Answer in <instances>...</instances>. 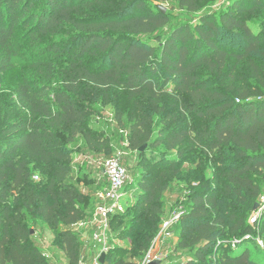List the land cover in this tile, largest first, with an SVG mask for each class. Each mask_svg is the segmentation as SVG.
I'll return each mask as SVG.
<instances>
[{"label": "trees", "instance_id": "trees-1", "mask_svg": "<svg viewBox=\"0 0 264 264\" xmlns=\"http://www.w3.org/2000/svg\"><path fill=\"white\" fill-rule=\"evenodd\" d=\"M35 2L0 0V76L27 66L5 89L3 104L0 95V202L12 196L19 204L13 213L2 208L0 264H46L29 242L26 213L59 229L65 257L79 264L80 244L69 227L93 210L87 215L80 206L86 195L66 183L69 145L80 137L88 150L110 157V142L91 123L90 104L112 102L122 125L118 95L127 101L128 147L139 161L163 165L142 171L128 190L127 207L145 222L129 250L112 242L130 236L133 226L119 235L116 220L123 215L110 216L103 264H135L148 250L174 179L189 188L174 222L177 247L188 254L179 264H264L244 239L254 228L249 218L264 180V29H252V10L235 1L160 37L170 17L151 3L196 12L203 0ZM223 34L237 36L242 46L233 50ZM240 63L245 70L235 74ZM192 154L193 168L182 170L181 159ZM31 164L47 174L42 189L32 181ZM257 226L264 231V214Z\"/></svg>", "mask_w": 264, "mask_h": 264}, {"label": "rangeland", "instance_id": "rangeland-1", "mask_svg": "<svg viewBox=\"0 0 264 264\" xmlns=\"http://www.w3.org/2000/svg\"><path fill=\"white\" fill-rule=\"evenodd\" d=\"M35 7H38L39 3L42 0H35ZM239 2L248 7V11L252 10L247 16V19L253 30L259 28L264 29V0H203L201 3L200 10L196 12H189L185 9L177 7L176 3L173 2H153L151 3L152 9L161 5L165 8V12L169 15L170 21L168 25L163 28L161 31H158V36L164 37L167 35L170 30L180 24H187L192 27L195 23L198 22L199 18L203 14L207 13H221L225 10L230 3ZM134 10H132L133 12ZM26 28L21 31H25ZM224 37L223 41L228 43L230 48L233 50L240 48L241 42L237 36L225 35L223 34L221 38ZM150 43L157 44L154 42L153 37H144ZM48 56V54H46ZM86 59H90L86 57ZM229 67H231L235 60L229 58ZM242 64V63H240ZM27 66H17L6 71L0 76V95L2 96V104L8 100L4 95L6 90L9 87H12L16 83L23 71H26ZM245 68L242 65H239L235 74L243 71ZM118 105L123 111L124 116L122 119V125H119L115 119V109L112 102L108 104H103L101 101L96 103H91V107L95 112L94 116L91 118V123L93 128L96 130L102 131L103 137H106L110 142L111 155L115 152L120 151L123 153V165L127 170V180L122 189V207L123 211L121 212L123 216L118 217L116 220L117 225L123 227L118 233L122 235L124 230L128 229L130 224L132 227L131 235L127 236L126 239H119L112 242V245L118 247H124L129 250L130 243H132V237L141 230V227L144 226L145 222L135 220V216L138 213L137 210H133L130 207H127L131 203V198L127 197L128 190L133 187V184L136 182V178L142 173V171H149L153 169H161L160 165L154 163L146 164L143 161H139L138 152L132 150L128 147L129 139V122L126 119L127 115V101L125 96L118 95ZM0 113H3V107H0ZM1 116V115H0ZM155 125L156 129L159 128V123L157 122L155 116ZM71 152V178L67 179V184H73L76 188L83 192L84 202L80 204L81 207L85 209L87 215L91 213L96 204V194L102 191L108 184L107 177L103 174V161L108 158L105 153H97L88 150L84 146L83 140L79 137L75 140L74 143L69 145ZM159 151H164L162 146L157 148ZM150 157H153V153H148ZM157 159L158 156L155 155ZM160 156L158 159H161ZM194 158V154L191 156H185L181 159V169L189 171L193 168L191 161ZM34 164H31L33 168L32 181L34 184L38 185L40 189L43 188L46 183V173L44 174L40 166L33 167ZM262 188V194L259 199L256 201L258 203V208L264 207V180L260 183ZM189 188L184 182L178 179H174L170 182L169 189L164 193L162 197V216L159 222V229L156 236L153 238L152 242L149 245L147 251L139 258H135V264H141V261L145 255L153 248L155 254L160 256L161 264H179L187 259V255L184 251L177 247V242L179 238V232L176 227V224L173 223L169 226L166 235L161 234V227L163 222L169 221L174 218L175 215H179L183 211V207L186 205V195L188 194ZM14 200L12 196H8L6 200L0 202V215L2 213L3 207H9L10 213H13L16 209V204H13ZM254 211V212H256ZM139 215V214H138ZM259 216L257 221L254 223V228L252 231L245 235L244 239L248 244V251L250 255H256L260 263H264V231H260L257 226L260 218ZM1 218V217H0ZM126 225V226H125ZM25 226L30 230L29 242L32 245H35L41 252L44 261L46 264H70L65 257V254L62 250L61 242L59 237H57V231L59 229L52 228L49 224L44 223L38 216L33 213H26ZM77 236L80 244V262L79 264H94L96 257L99 258L101 251L100 247L93 246L94 241L92 239L85 238V234L82 232L80 227L70 226L69 227ZM232 241V239H227L226 242ZM231 242V243H232ZM93 246V247H92ZM117 257H126V252H115ZM136 257V256H135Z\"/></svg>", "mask_w": 264, "mask_h": 264}, {"label": "built area", "instance_id": "built-area-1", "mask_svg": "<svg viewBox=\"0 0 264 264\" xmlns=\"http://www.w3.org/2000/svg\"><path fill=\"white\" fill-rule=\"evenodd\" d=\"M103 173L107 177V186L96 194V204L87 219L81 220L74 226L80 227L88 237L94 241L93 246L100 247V251L106 252L109 238V219L115 213L123 211L122 189L127 180V170L123 165V153L115 152L103 161ZM264 214V207L258 208L249 218V224L254 225L260 215ZM179 215H175L169 221H165L161 227V234L166 235L167 230L173 224ZM98 257L95 258L94 264H100ZM159 260L160 256L155 254L153 248L145 255L141 264H148L151 261Z\"/></svg>", "mask_w": 264, "mask_h": 264}, {"label": "water", "instance_id": "water-1", "mask_svg": "<svg viewBox=\"0 0 264 264\" xmlns=\"http://www.w3.org/2000/svg\"><path fill=\"white\" fill-rule=\"evenodd\" d=\"M158 8L160 9V11H161L162 13H165V8H164L163 6L158 5ZM142 149H143V147H141L139 151H141ZM257 207H258V203H255V204H254V207H253V210L256 211ZM104 259H105V253L102 252V253L100 254V256H99V259H98L99 263H100V264H103V263H104ZM148 264H161V261H159V260H154V261H151V262L148 263Z\"/></svg>", "mask_w": 264, "mask_h": 264}, {"label": "crops", "instance_id": "crops-1", "mask_svg": "<svg viewBox=\"0 0 264 264\" xmlns=\"http://www.w3.org/2000/svg\"><path fill=\"white\" fill-rule=\"evenodd\" d=\"M104 174V173H103ZM89 239V238H88Z\"/></svg>", "mask_w": 264, "mask_h": 264}]
</instances>
